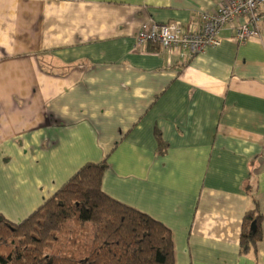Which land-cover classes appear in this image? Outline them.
Segmentation results:
<instances>
[{
    "label": "crops",
    "instance_id": "0c3cea01",
    "mask_svg": "<svg viewBox=\"0 0 264 264\" xmlns=\"http://www.w3.org/2000/svg\"><path fill=\"white\" fill-rule=\"evenodd\" d=\"M221 1L0 0V216L105 162L102 192L168 229L175 264H264V7L243 44L226 28L193 57L135 46L142 24L195 28Z\"/></svg>",
    "mask_w": 264,
    "mask_h": 264
},
{
    "label": "trees",
    "instance_id": "16d2710c",
    "mask_svg": "<svg viewBox=\"0 0 264 264\" xmlns=\"http://www.w3.org/2000/svg\"><path fill=\"white\" fill-rule=\"evenodd\" d=\"M106 167L85 164L17 225L0 216V264H175L168 229L102 192ZM260 223L254 202L242 218L240 255H255Z\"/></svg>",
    "mask_w": 264,
    "mask_h": 264
},
{
    "label": "built area",
    "instance_id": "2783aa9c",
    "mask_svg": "<svg viewBox=\"0 0 264 264\" xmlns=\"http://www.w3.org/2000/svg\"><path fill=\"white\" fill-rule=\"evenodd\" d=\"M261 7L264 0H222L213 12L201 13L198 25L190 29L176 23L148 21L135 34V46L152 44L163 51H180L193 57L207 48L218 47L220 33L226 28L231 30L237 44H243L259 36Z\"/></svg>",
    "mask_w": 264,
    "mask_h": 264
},
{
    "label": "water",
    "instance_id": "95a60500",
    "mask_svg": "<svg viewBox=\"0 0 264 264\" xmlns=\"http://www.w3.org/2000/svg\"><path fill=\"white\" fill-rule=\"evenodd\" d=\"M252 229H254V227L252 226Z\"/></svg>",
    "mask_w": 264,
    "mask_h": 264
}]
</instances>
